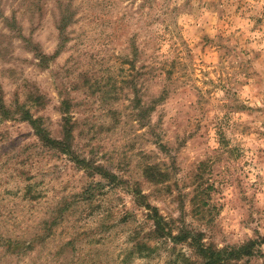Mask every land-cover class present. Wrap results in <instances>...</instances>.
Segmentation results:
<instances>
[{
  "label": "rangeland",
  "instance_id": "1",
  "mask_svg": "<svg viewBox=\"0 0 264 264\" xmlns=\"http://www.w3.org/2000/svg\"><path fill=\"white\" fill-rule=\"evenodd\" d=\"M148 203L264 236V0H0V264H200Z\"/></svg>",
  "mask_w": 264,
  "mask_h": 264
},
{
  "label": "trees",
  "instance_id": "2",
  "mask_svg": "<svg viewBox=\"0 0 264 264\" xmlns=\"http://www.w3.org/2000/svg\"><path fill=\"white\" fill-rule=\"evenodd\" d=\"M26 113L28 111H25ZM33 124L37 123V119H34L32 115H26ZM38 134L47 139L45 134V128L36 125ZM147 208L152 209L148 211V218L153 220L152 234H156L159 237H172L175 241H188L189 245L194 249L199 257L200 264H231L235 260H240L245 255L255 254L253 247L256 245H261L264 243V236L260 237L258 240L251 241L238 248H219L206 244L202 239H200L199 233H193L191 230H186L185 228L180 229L178 234L172 233V226L170 227L171 221L168 222L162 216L158 214L155 208H153L149 203ZM192 234V235H191ZM146 241V240H145ZM144 240L137 241V247L139 251L151 250L152 247ZM188 260V257L185 258Z\"/></svg>",
  "mask_w": 264,
  "mask_h": 264
}]
</instances>
